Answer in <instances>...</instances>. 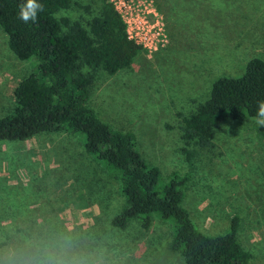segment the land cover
<instances>
[{"label":"rangeland","instance_id":"1","mask_svg":"<svg viewBox=\"0 0 264 264\" xmlns=\"http://www.w3.org/2000/svg\"><path fill=\"white\" fill-rule=\"evenodd\" d=\"M135 1L157 8L170 42L151 56L143 49L131 68L101 71L90 105L136 134L142 156L161 170L160 187L187 176L182 204L199 230L224 233L239 214L240 241L253 264H264V126L228 118L192 162L181 136L183 117L210 97L215 80L264 59V0ZM79 2L91 12L73 4L56 16L85 22L100 10L101 0ZM35 67L10 49L0 26V116L14 110L15 88ZM84 141L56 132L0 142V264H185L171 248V219L152 213L148 230L137 220L112 225L124 197Z\"/></svg>","mask_w":264,"mask_h":264},{"label":"trees","instance_id":"2","mask_svg":"<svg viewBox=\"0 0 264 264\" xmlns=\"http://www.w3.org/2000/svg\"><path fill=\"white\" fill-rule=\"evenodd\" d=\"M25 0H0V26L10 49L23 60H36L35 69L15 88V107L0 116V142L24 141L42 133L67 132L85 137L86 152L102 164L119 185L122 209L112 225L126 228L137 220L148 230L152 213L171 219V248L185 264H253L255 254L240 241L242 217L234 214L229 229L221 234L199 230L183 206L187 176L174 175L168 184L158 166L145 159L131 130L102 120L90 105L101 71L116 74L133 66L143 48L130 40L127 25L110 0L85 22L56 14L73 4L91 12L79 0H37L43 10L35 22L18 17ZM264 101V59L249 60L241 76L215 80L210 97L196 111L183 117V152L187 159L199 148L210 147L226 119L245 121L256 117ZM193 146V148H190Z\"/></svg>","mask_w":264,"mask_h":264},{"label":"built area","instance_id":"3","mask_svg":"<svg viewBox=\"0 0 264 264\" xmlns=\"http://www.w3.org/2000/svg\"><path fill=\"white\" fill-rule=\"evenodd\" d=\"M127 25L128 38L140 45L148 55L166 47L170 38L164 17L151 3L135 0H110Z\"/></svg>","mask_w":264,"mask_h":264},{"label":"clouds","instance_id":"4","mask_svg":"<svg viewBox=\"0 0 264 264\" xmlns=\"http://www.w3.org/2000/svg\"><path fill=\"white\" fill-rule=\"evenodd\" d=\"M42 10L43 6L37 0H25L19 7L18 17L24 23L35 22L38 12ZM255 120L260 127L264 126V101L258 104Z\"/></svg>","mask_w":264,"mask_h":264}]
</instances>
